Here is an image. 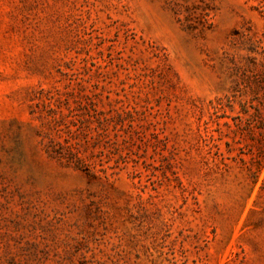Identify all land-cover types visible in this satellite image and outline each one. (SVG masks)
Here are the masks:
<instances>
[{
  "label": "rangeland",
  "instance_id": "obj_1",
  "mask_svg": "<svg viewBox=\"0 0 264 264\" xmlns=\"http://www.w3.org/2000/svg\"><path fill=\"white\" fill-rule=\"evenodd\" d=\"M0 264H264V0H0Z\"/></svg>",
  "mask_w": 264,
  "mask_h": 264
}]
</instances>
